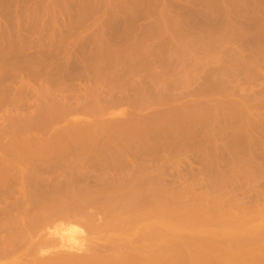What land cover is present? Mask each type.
I'll use <instances>...</instances> for the list:
<instances>
[{
	"label": "rangeland",
	"instance_id": "rangeland-1",
	"mask_svg": "<svg viewBox=\"0 0 264 264\" xmlns=\"http://www.w3.org/2000/svg\"><path fill=\"white\" fill-rule=\"evenodd\" d=\"M141 124L143 126L139 128ZM238 125L241 128L243 126V129ZM150 127H153L152 130ZM129 132L132 134L129 135ZM104 135L109 138L106 140ZM130 136L132 140L138 137L139 142L128 141L127 137ZM104 142L110 144L106 146ZM86 143L87 145H83ZM116 147L121 149L118 148L120 153L117 156L114 154L119 152ZM123 151L124 154L121 153ZM109 153L115 157V165L109 161ZM262 153L264 154V0H0V158H3L0 160V224L4 225L3 229L0 228V236L11 235L14 238L19 233V239L28 241L27 244L22 243V240L17 243L16 239L12 240L10 237L13 241L10 240V243L20 248L13 250H19L14 255L20 257L18 263L32 258L33 262L37 261L38 255L34 257L31 244H35V248L40 247L39 255L42 258L59 254L60 251H75L60 249L52 244L58 235L51 233L53 229H68L74 221L54 219L55 217L53 220H45L48 215L42 218L46 215L43 212L54 209L56 203L58 207L61 203L66 206V202L59 201L63 196H58L55 188H62L59 181L66 178L67 169L74 167L73 170L76 171L99 170V178L104 180V176L108 178L111 174L108 179L116 182L119 177L121 181L123 175H128V171L136 170V166L141 167V164L142 167L145 165L148 169L153 168L156 176L164 175L165 178L166 175V180L171 178L166 183L171 185L169 190L175 195L169 191V201L173 198V204L186 203L188 200L190 205L195 203L205 207L209 204L210 209L216 210V204L220 203L221 205L217 204L220 206L218 211H215L216 214L220 213L216 219L230 210L226 214L229 216L227 218L238 215V220L234 218L236 221H230L227 226L221 222L218 225L220 219L213 217L217 225L212 227L219 235L215 236V241L233 236L239 237L236 240L239 242L247 236L249 240L245 238L247 241L244 239L239 242L244 241L246 245H242L243 242L239 247L234 243L237 245L234 246L235 250L241 251L247 246L249 247L246 249L250 248L251 238L254 239L253 242L258 238L260 242L256 240L259 243L255 242L254 246H258L252 251L262 253ZM133 156L136 158L133 159ZM20 157L24 161L19 160ZM116 157L121 159L117 160ZM107 159L111 166L105 171L103 168H106ZM127 161L129 164L132 162L131 166ZM125 166L134 169H126ZM125 169L128 170L127 173ZM27 170L33 172L29 174ZM16 173H19L18 177ZM112 174L120 176L117 175V179ZM213 175L217 177L215 180L222 179L221 184L217 181L219 186L217 182H213ZM208 179L212 182H208ZM154 180L153 183L159 185L160 180ZM16 181L19 182L18 186ZM75 184L71 188L78 185ZM191 191L194 194L193 201H190ZM197 194L200 195L196 197ZM179 200L183 201L179 203ZM15 203H19V208L22 209L27 204L25 211L30 209V213L24 211L23 214ZM189 212L191 214L193 211ZM195 212L194 215L197 212L200 216L204 214V211L199 213L201 210ZM39 214L43 215L40 217ZM32 215L42 219L35 221ZM20 216L25 218V225L28 221L29 228L32 223V232L23 225L26 230L23 233L21 223L19 224ZM100 217L102 218L101 215L96 218ZM192 217L191 214L190 219ZM101 218L96 222L102 221ZM31 219L35 224L38 221L37 226L39 222H51L45 223L46 228L39 223L42 228L38 231ZM185 219L184 222H190ZM15 220L22 235L25 237L28 234L29 239L17 232ZM178 220L179 217L176 221L173 217L172 222L170 221V224L173 223L171 238L176 243L182 240L181 235L190 234L191 231L189 224L185 226V230L182 229L184 222L181 225ZM66 221L72 223L69 225ZM78 221L80 225L84 222L83 219ZM239 222L240 225L246 222L245 227L242 225L240 228ZM79 224L82 233H76L74 237L83 242V248L93 243V248L99 246L100 249H106L104 246L117 242L119 244L121 239L126 244L127 238H135L136 235L132 233L138 229L133 227L122 235L120 231L115 233L111 230L104 237L97 230L95 232L88 229L87 233L86 224L83 223L84 227ZM231 224L229 232L227 230ZM207 226L202 225V232L211 236L208 231L212 230L211 226ZM203 227L209 229L205 231ZM91 231L94 236L90 234ZM14 242L16 243L13 244ZM49 245L54 247L48 248ZM30 248L33 250L32 258L28 254ZM54 251L59 253L53 254ZM250 251L240 252L241 254L235 251V255L238 253V260L245 264L248 258H256ZM235 259L237 264V258ZM175 261L181 263L174 260L170 264Z\"/></svg>",
	"mask_w": 264,
	"mask_h": 264
},
{
	"label": "bare ground",
	"instance_id": "bare-ground-1",
	"mask_svg": "<svg viewBox=\"0 0 264 264\" xmlns=\"http://www.w3.org/2000/svg\"><path fill=\"white\" fill-rule=\"evenodd\" d=\"M155 124V123H154ZM256 124H258V123H256ZM119 125V124H118ZM122 125V124H121ZM243 125V124H242ZM259 125H260V123H259ZM123 126V125H122ZM122 126H120V128H121V131H122ZM134 126V125H133ZM132 126V127H133ZM137 126V125H136ZM141 126H143L142 124L140 125V127L139 128H141ZM244 126V125H243ZM243 126H242V128H241V126L239 127V125H238V127L239 128H241V129H243ZM263 126V125H262ZM124 127V126H123ZM146 127V126H145ZM247 127V126H246ZM249 127H250V125H249ZM249 127H247V128H249ZM120 128H118V129H120ZM127 128V127H126ZM143 128V127H142ZM151 128V127H150ZM153 128V127H152ZM152 128H151V130H152ZM237 128V127H236ZM258 128H261V127H259L258 126ZM117 128H116V130H118ZM250 129V128H249ZM82 130V129H81ZM115 130V131H116ZM149 130V129H148ZM148 130H147V132H148ZM151 130H150V132H151ZM235 130V129H234ZM233 130V131H234ZM237 130V129H236ZM248 130V129H247ZM90 131V130H89ZM95 131V130H94ZM114 131V130H113ZM120 131V130H119ZM137 131H138V129H137ZM136 131V132H137ZM140 131V130H139ZM77 132V131H76ZM84 132H87V131H84ZM117 132V131H116ZM115 132V133H116ZM125 132V131H124ZM127 132V131H126ZM125 132V133H126ZM135 132V131H134ZM235 132V131H234ZM242 132V131H241ZM244 132V131H243ZM73 133H75V132H73ZM119 133V132H118ZM121 133H123V132H121ZM128 133V132H127ZM130 133V132H129ZM141 133V132H140ZM143 133V132H142ZM145 133V132H144ZM236 133V132H235ZM77 134V133H76ZM90 134V133H89ZM93 134V133H92ZM117 134V133H116ZM132 134V132L129 134V135H131ZM88 135V134H87ZM106 135H107V133H106ZM110 135V134H109ZM120 135V134H119ZM126 135V134H125ZM124 135V136H125ZM139 135V134H138ZM143 135V134H142ZM74 136V135H73ZM93 136H95L94 134H93ZM105 136V135H104ZM123 135H122V137H124ZM127 136V135H126ZM132 136H134V135H132ZM234 136V135H233ZM96 137H97V135H96ZM117 137V136H116ZM119 137H121V135L119 136ZM139 137H141L140 139H142V136H139ZM239 137V136H238ZM78 138H79V135H78ZM90 138H91V136H90ZM106 138H109V136L107 137V136H105V139ZM115 138V137H114ZM118 138V137H117ZM128 139V141H131L132 139H130L131 138V136L130 137H127ZM133 138V137H132ZM137 138L138 137H136V140H137ZM234 138V137H233ZM232 138V139H233ZM236 138H237V136H236ZM241 138V137H240ZM76 139V138H75ZM112 139H113V136H112ZM84 140V139H83ZM100 141H101V139H99ZM103 140H104V138H103ZM107 140V139H106ZM124 140V139H123ZM135 140V139H134ZM134 140H132V141H134ZM135 140V141H136ZM146 140V139H145ZM234 140V139H233ZM78 141H79V139H78ZM88 141V140H87ZM90 141V140H89ZM98 141V140H97ZM105 141V140H104ZM109 141V140H108ZM115 141V140H114ZM114 141H113V143H114ZM117 141V140H116ZM125 141V140H124ZM138 141V140H137ZM77 142V141H76ZM106 142V141H105ZM104 142V143H105ZM139 142V141H138ZM137 142V143H138ZM145 142V141H144ZM75 143V142H74ZM80 143V142H79ZM88 143H90V142H88ZM101 143V142H100ZM109 144H110V142H108ZM107 143V144H108ZM112 143V144H113ZM130 143H132V142H130ZM141 143H142V141H141ZM140 143V144H141ZM147 143V142H146ZM91 144V143H90ZM90 144H88L89 146H90ZM97 144H98V142H97ZM103 144V143H102ZM106 144V143H105ZM104 144V145H105ZM107 144H106V146H107ZM125 144H126V142H125ZM139 144V143H138ZM83 145H87V143L86 144H83ZM114 145V144H113ZM116 145V144H115ZM114 145V146H115ZM134 145V144H133ZM91 146L93 147V145L91 144ZM95 146H97V145H94V147ZM103 146V145H102ZM104 147V146H103ZM110 147H111V145H110ZM134 147H135V145H134ZM117 148V147H116ZM119 148V147H118ZM117 148V150L116 151H119V149ZM122 148V147H121ZM131 148V147H130ZM50 149V148H49ZM102 150V149H101ZM121 150V149H120ZM124 150V149H123ZM136 150V149H135ZM43 151H45V150H43ZM51 151V150H50ZM49 151V152H50ZM97 152V151H96ZM95 152V153H96ZM102 152V151H101ZM114 152H115V150H114ZM37 153V152H36ZM95 153H94V155H95ZM106 153H108V152H106ZM119 153H120V151L119 152H116V153H114L116 156L117 155H119ZM121 153H123L124 154V151L123 152H121ZM22 154V153H21ZM20 154V155H21ZM111 154L112 153H109V156H108V154H107V157H110L111 156ZM127 154V153H126ZM125 154V155H126ZM263 154V153H262ZM6 155V154H5ZM19 155V156H20ZM90 155V154H89ZM128 155V154H127ZM137 155V154H136ZM142 155V154H141ZM141 155H140V157H141ZM148 155V154H147ZM147 155H146V157H147ZM233 155V154H232ZM264 155V154H263ZM262 155V157H264ZM11 156V155H10ZM15 156V155H14ZM25 156V155H24ZM104 156V155H103ZM143 156H145L144 154H143ZM153 156H155V155H153ZM260 156V155H259ZM0 157H2V156H0ZM4 157H6V156H4ZM21 157H22V155H21ZM20 157V158H21ZM31 157V156H30ZM86 157H88V156H86ZM91 157V156H90ZM89 157V158H90ZM163 157V156H162ZM161 157V158H162ZM229 157H232V156H230L229 155ZM17 159H18V155H17V157H16ZM19 158V160H23L22 158H24V157H22L21 159ZM27 158H29L28 156H27ZM117 158V157H116ZM119 158V157H118ZM117 158V160H119V159H121V158H119L118 159ZM133 159L134 158H136V157H132ZM139 158V157H138ZM151 158V157H150ZM223 158V157H222ZM233 158V157H232ZM231 158V160H233ZM3 159V158H2ZM1 158H0V160H2ZM85 159V158H84ZM96 159V158H95ZM99 159V158H98ZM101 159H102V157H101ZM123 159V158H122ZM163 159H164V157H163ZM227 159V158H226ZM100 160V159H99ZM104 160V159H103ZM102 160V161H103ZM116 159H115V157L113 158L112 156H111V158H109V161H112V162H114ZM123 160H125V158L123 159ZM130 160H132V159H130ZM143 160H145V158L143 159ZM149 160H151V159H149ZM160 160V159H159ZM159 160H158V162H159ZM165 160V159H164ZM221 160V159H220ZM228 160V159H227ZM230 160V159H229ZM253 160H254V158H253ZM264 160V159H263ZM24 161V160H23ZM25 161H26V159H25ZM61 161V160H60ZM84 161H86V160H84ZM97 161V160H96ZM109 161H108V159L106 160V162H107V164H105V163H103V165L105 164V167L106 168H103V170H105L106 171V169H108L111 165H109ZM146 162H147V159L145 160ZM144 161V162H145ZM154 161V160H153ZM155 161H157V159L155 160ZM160 161H162V160H160ZM222 161V160H221ZM224 161H225V159H224ZM223 161V162H224ZM256 161V160H255ZM254 161V162H255ZM3 162V161H2ZM15 162H16V160H15ZM28 162V161H27ZM89 162V161H88ZM112 162H110V163H112ZM126 162V161H125ZM143 162V161H142ZM167 162V161H166ZM229 162V161H228ZM253 162V163H254ZM261 162H263V161H261ZM10 163V162H9ZM20 163V162H19ZM18 163V164H19ZM85 163V162H84ZM100 163H101V160H100ZM119 163V162H118ZM120 163H122V162H120ZM127 163H128V161H127ZM132 163V162H131ZM130 163V164H131ZM252 163V162H251ZM257 164H258V162H256ZM23 164V163H22ZM86 164V163H85ZM88 165H89V163H87ZM116 163L114 162L113 163V165H115ZM129 164V163H128ZM129 164V165H130ZM140 164V163H139ZM247 164H250L249 162H247ZM255 164V163H254ZM262 163H260V165H261ZM264 164V163H263ZM263 164H262V166H263ZM9 165V164H8ZM123 165V164H122ZM163 165V164H162ZM161 165V166H162ZM250 165H252V164H250ZM249 165V166H250ZM259 165V166H260ZM6 166V165H5ZM23 166H25V165H23ZM101 166H102V164H101ZM119 166V165H118ZM131 166V165H130ZM150 166V165H149ZM163 166H165V165H163ZM4 167V166H3ZM2 167V168H3ZM11 167V166H10ZM25 167H27V166H25ZM30 166H28V168H29ZM98 167V166H97ZM124 167V166H123ZM126 167V169L129 167H127V166H125ZM155 167V166H154ZM255 167V166H254ZM253 167V168H254ZM32 168V167H31ZM35 168V167H34ZM76 168V167H75ZM79 168V167H78ZM119 168V167H118ZM130 169L131 168H133V167H129ZM128 168V169H129ZM164 168V167H163ZM165 168H168L167 166L165 167ZM263 168V167H262ZM20 169V168H19ZM67 169V168H66ZM73 169H74V167H73ZM72 168H70L69 170L67 169V171L65 172L66 173V178L65 179H63V180H60L59 181V183H61L60 184V186L63 188V190L64 191H62V188H60V190H59V188L58 187H56L55 189H56V191H55V193H58L59 195L58 196H60L61 197V195L63 196V197H61L62 198V200H60V198H59V201L61 202H66L65 203V205L66 206H64V204H59L60 206H63L62 208L59 206H57L58 204L56 203L55 205V208L54 209H51V210H46L45 212H43V214H46L45 216H42V218L44 217H47V215H48V217L47 218H45V220L46 219H52L53 220V218L54 219H63L64 218V220H66L67 219V221L69 220V221H74L73 223L74 224H76V225H72L71 227H69L68 226V229H53V231L51 232V233H53V234H57L58 235V238L56 239V241H54V242H52V244H54L55 246H58L60 249L61 248H66V250H75L76 251V253H75V251H69L70 253H67V252H62L61 253V251H60V253L59 252H57V253H59V254H56V255H52L51 256V254H50V256L48 257V256H45L44 258H42V255L40 254L39 255V253H40V251H41V249H40V247L39 246H37V247H39L38 248V250H39V252H37V247L35 248V244H34V246L31 244V246L33 247L32 249L34 250V254H33V250L30 248L29 249V251L30 252H28V254L29 255H31V258H32V256L34 255V257H35V255H36V257H37V255H38V259L36 258V262H33L34 260H33V258L31 259V260H26L24 257H23V259H25V261H23V263H18V259L20 258L19 256H14L18 251H13V250H15L14 248H16V247H18L17 245H12V243H10L12 240H15L16 239V242L18 243V242H20L22 239H19V237H17V236H19L20 234L19 233H17V235H15L14 236V238L10 235V234H7V235H10L9 237H1L0 236V264H170L172 261H174V260H178V261H180L181 263L180 264H184V263H186V264H236L234 261H236V259L235 258H237V264H244V261L243 262H241L242 260H238V256H240L239 254H241L242 252H244V251H249V250H251L252 251V249L253 248H257V246L255 245L254 246V243L255 242H257L256 240H259V242H260V239H256L255 238V242H253L254 241V239L253 238H251L252 240V242L250 243L249 241H248V243H250V244H252V245H250V248H248V249H246L247 247H249V246H247L246 248L245 247H243V248H245V249H241V251L240 250H235V247L238 245H240V246H242V245H244L246 242H242V243H239V242H241L242 240H244L245 238H247V236L245 237V238H241L242 240L241 241H239V242H236V240H239V237L237 238V237H233V236H227V237H229V238H227V237H225L224 238V240L222 239V238H220V240L221 241H219V239H218V241L216 240H214V239H216V235H218V232H217V230L215 231V229L212 227V226H214V225H219L220 224V222H221V224L222 223H225L224 225H228L227 223H229L230 221H236V220H238V215L237 216H231L230 218H227V217H229V216H227L228 215V213H230L231 212V210H230V212L228 211V213L226 212V214L223 212V214L221 215V216H219V217H221V218H218L217 217V219H216V216L218 215V214H220V213H218V214H216V210L218 211V209H219V205H221L220 203H217V204H219V205H217L216 204V207H218V209H214V208H211L210 209V207L207 205V206H205V207H203V205L201 206H199L198 204H196L195 205V203H194V205H193V203H191L192 205H190L189 204V202H187L186 201V203H180V201H183V200H179V203L180 204H178V205H175V204H173V202H174V199L172 198L171 200L173 201H169V187H171V185L169 186L167 183H166V181H168V180H170V179H168V180H166V175H165V178H164V175H154V173L153 172H155V170L153 169V168H151L150 169V167H149V169L147 168V167H145V165H143V167H142V164H141V167L140 166H136V170H134L133 172H131L132 170H130V171H128V170H126V173H127V171H128V175H123V179H121V181L119 180L120 179V174L122 173L121 171V173L120 174H117V175H119L118 177H119V179L117 178V175H115V174H112V176L114 177V176H116V178L118 179L116 182L114 181V179L113 180H109L108 178H109V176L111 175V174H109L107 177L108 178H106V176H104L105 177V179H104V177H103V179L104 180H102L101 179V177L99 178V176H100V173H97L99 170H97V172L95 171H76V170H73ZM83 169V168H82ZM81 169V170H82ZM112 168H110V170H111ZM115 169H117V168H115ZM120 169V168H119ZM122 169V168H121ZM120 169V170H121ZM124 169V168H123ZM134 169V168H133ZM148 169V170H147ZM157 169V168H156ZM160 169V168H159ZM256 168H254V170H255ZM261 169V168H260ZM25 170H26V168H25ZM30 170V169H29ZM42 170H43V168H42ZM89 170V169H88ZM103 170H101V173L103 172ZM109 170V169H108ZM125 170L123 171V172H125ZM9 171V170H8ZM14 171V170H13ZM28 171V170H27ZM32 171V170H31ZM30 171V172H31ZM37 171V170H36ZM36 171L34 172V173H36ZM46 171H47V169H46ZM112 171V170H111ZM114 171V170H113ZM164 171V170H163ZM169 171V170H168ZM256 171V170H255ZM259 171V170H258ZM3 172V171H2ZM15 172V171H14ZM16 172H18V171H16ZM29 172V171H28ZM30 172H29V174H30ZM33 172V171H32ZM37 172H39V171H37ZM41 172V171H40ZM44 172V171H43ZM49 172V171H48ZM115 172H116V170H115ZM129 172H131V173H129ZM158 172V171H157ZM172 172V171H171ZM1 173V172H0ZM7 173V172H6ZM9 173V172H8ZM11 173H13V172H11ZM27 173V172H26ZM47 173V172H46ZM63 173V172H62ZM64 173V174H65ZM105 173V172H104ZM118 173V172H117ZM161 173H162V170H161ZM160 173V174H161ZM166 173H167V171H166ZM2 174V173H1ZM17 174V173H16ZM19 174V173H18ZM18 174H17V177H18ZM23 174V173H22ZM164 174H165V172H164ZM171 174H173V173H171ZM24 175V174H23ZM33 175V174H32ZM35 175V174H34ZM33 175V176H34ZM37 175V174H36ZM39 175V174H38ZM41 175H43L42 173H41ZM40 175V176H41ZM57 175V174H56ZM122 175V174H121ZM192 175V174H191ZM194 175V174H193ZM4 176V175H3ZM14 176V175H13ZM20 176H21V174H20ZM46 176H48V175H46ZM50 176H52V175H50ZM57 176H59V175H57ZM64 176V175H63ZM103 176V175H102ZM124 176H125V178H124ZM171 176V175H170ZM177 176V175H176ZM233 176V175H232ZM6 177V176H5ZM12 177V176H11ZM22 178H23V176H21ZM38 177V176H37ZM65 177V176H64ZM94 177V178H93ZM112 177V178H113ZM174 177V176H173ZM211 178H212V176H210ZM209 177V178H210ZM231 177V176H230ZM234 177V176H233ZM232 177V178H233ZM238 177H240V176H238ZM9 178V177H8ZM14 178V177H13ZM13 178H12V180H13ZM20 178V177H19ZM57 178V177H56ZM111 178V177H110ZM159 178V179H158ZM180 178V177H179ZM181 178H182V176H181ZM217 177L215 176V175H213V179L215 180ZM21 179V178H20ZM26 179V178H25ZM32 179V178H31ZM48 179V178H47ZM50 179H51V177H50ZM52 179H53V177H52ZM58 179V178H57ZM154 179H156V181H158V180H160L158 183H159V185L158 184H155V183H153L155 180ZM158 179V180H157ZM178 179V178H177ZM230 180H231V178H229ZM11 180V179H10ZM35 180V179H34ZM42 180V179H41ZM176 180V179H175ZM14 181V180H13ZM18 181H19V179H18ZM38 181H40V180H38ZM53 181V180H52ZM62 181V182H61ZM219 182L220 184L223 182L222 181V179L219 181V179H217V180H215V181H213V182ZM17 182V181H16ZM49 183H50V181H48ZM48 182H46L47 184H48ZM208 182H212V181H210L209 179H208ZM217 182V183H218ZM229 182V181H228ZM2 183V182H1ZM19 182H17L16 183V186H18L17 184H18ZM78 184L77 186L79 187V188H76L77 186H75L74 187V189L73 188H71V186L72 185H74V184ZM217 183H215V184H217ZM219 183L217 184L218 186H219ZM3 184H4V182H3ZM2 184V185H3ZM28 184V183H27ZM30 184V183H29ZM35 184V183H34ZM43 184V183H42ZM41 184V185H42ZM46 184V185H47ZM75 184V185H76ZM110 184H113L111 187H108V186H110ZM13 185H15V184H13ZM65 185V186H64ZM24 186V185H23ZM26 186V185H25ZM35 186H37V185H35ZM208 186H209V183H208ZM211 186H213V188H214V185L212 184ZM4 187V189H5V186H3ZM52 187V186H51ZM176 187V186H175ZM190 187V186H189ZM2 188V187H1ZM30 188H31V186H30ZM43 188V187H42ZM172 188V187H171ZM170 188V189H171ZM191 188H192V186H191ZM217 188V187H216ZM58 189V190H57ZM175 189V188H174ZM177 189V188H176ZM186 189V188H185ZM187 189H188V187H187ZM23 190V189H22ZM22 190H20L21 192H22ZM31 190V189H30ZM39 190V189H38ZM42 190V189H41ZM52 190H53V188H52ZM34 191H37L36 189H34ZM43 191V190H42ZM41 191V192H42ZM186 191V190H185ZM185 191H184V193H185ZM188 191H189V189H188ZM173 192H174V190H173ZM180 192V191H179ZM19 193V192H18ZM25 193V192H24ZM45 193H46V191H45ZM54 193V194H55ZM170 193H172L171 191H170ZM178 193V192H177ZM182 193V192H181ZM21 194V193H20ZM35 194H37V193H35ZM42 194V193H41ZM44 194V193H43ZM173 194V193H172ZM176 194V193H175ZM187 194V193H186ZM191 194H192V191H191ZM10 195V194H9ZM32 195V194H31ZM45 195V194H44ZM43 195V196H44ZM174 195V194H173ZM177 195V194H176ZM181 195V194H180ZM190 195V194H189ZM188 195V196H189ZM193 195L194 194H192V197H191V195H190V197H191V199L193 198ZM200 195V194H199ZM198 194L197 195H195L196 197L197 196H199ZM26 196H28V195H26ZM33 196V195H32ZM45 196H47V194L45 195ZM172 196V195H171ZM175 196V195H174ZM173 196V197H174ZM178 196V195H177ZM194 196V198H196ZM12 197H14V196H12ZM16 197V196H15ZM29 197V196H28ZM27 197V198H28ZM34 197V196H33ZM41 197H42V195H41ZM179 197V196H178ZM182 197V196H181ZM180 197V198H181ZM3 198H4V196H3ZM8 198V197H7ZM32 198V197H31ZM34 198H37V197H34ZM33 198V199H34ZM200 198V197H199ZM5 199V198H4ZM16 199V198H15ZM40 199V198H39ZM47 199V198H46ZM63 199H65V200H63ZM179 199V198H178ZM203 198L201 197V200H202ZM208 199V198H207ZM17 200H18V198H17ZM30 200V199H29ZM32 200V199H31ZM54 200H55V198H54ZM197 200V199H196ZM209 200V199H208ZM1 202H2V200H0ZM36 201V200H35ZM40 201H42V199L40 200ZM190 201H193V199L192 200H190ZM195 201V200H194ZM204 201H205V198H204ZM0 202V203H1ZM4 202V201H3ZM14 202H15V200H14ZM48 201L46 200V203H47ZM170 202H172V205L170 204ZM177 202H178V200H177ZM199 202V201H198ZM21 203V202H20ZM25 203H27V202H25ZM34 203V202H33ZM200 203V202H199ZM202 204H203V202H201ZM200 203V204H201ZM209 203V202H208ZM30 204H32L31 203V201H30ZM50 204V203H49ZM215 204V203H214ZM9 205V204H8ZM7 205V207H9ZM23 205V204H22ZM29 205V204H28ZM35 205V204H34ZM39 205V204H38ZM211 205V204H210ZM15 206L17 207L18 206V208H19V203H18V205H16V203H15ZM26 206H27V204H26ZM25 205H23V209H22V207L21 208H19V210H20V212H21V209H22V211H23V214H25V212H27L28 210H30V209H28L27 211H25L28 207H26ZM36 206V205H35ZM15 207V208H16ZM38 207V206H37ZM36 207V208H37ZM43 209H44V207L43 206H41ZM207 207V208H206ZM227 207V206H226ZM18 208H16V209H18ZM30 208V207H29ZM57 208H61V209H57ZM223 208V207H222ZM8 209H11V208H8ZM38 209H40V207L38 208ZM47 209V208H46ZM203 209H206V210H203ZM228 209H231L230 207L228 208ZM45 210V209H44ZM177 210H180V211H177ZM183 210H185V212H182ZM193 211V212H191V214H192V216L194 217H192L191 219H190V217H191V214H190V212L189 211ZM198 211V210H201V212H199V213H202V211H204L203 213L204 214H201V216L200 215H198V212H197V215H198V218H197V215H194V213H196L195 211ZM226 210V209H225ZM10 211V210H9ZM25 211V212H24ZM51 211V212H50ZM205 211H207V212H209V213H207V212H205ZM211 211V212H210ZM2 212H3V210H2ZM29 212V211H28ZM53 212V213H52ZM175 212H177V213H175ZM178 212H180V214L178 213ZM16 213H18V212H16ZM30 213V212H29ZM40 213V212H39ZM49 213H52L51 215H49ZM210 213H212L211 215H208V214H210ZM3 214V213H2ZM4 214H6V213H4ZM12 214V213H11ZM18 214H20V213H18ZM22 214V213H21ZM22 214V215H23ZM43 214H41V215H43ZM213 214H216V215H213ZM233 214V213H232ZM40 215V214H39ZM38 215V216H39ZM41 215H40V217H41ZM99 215H101L102 216V218H101V220L102 221H100V222H96V220H100V218H96L97 216L99 217ZM175 215V216H174ZM223 215H225V216H223ZM8 216V215H7ZM13 216V215H12ZM18 216V215H17ZM25 216V215H24ZM33 216V215H32ZM177 216V217H176ZM2 217V216H1ZM19 217V216H18ZM21 217V216H20ZM27 217V216H26ZM31 217V216H30ZM29 217V218H30ZM34 217V216H33ZM32 217V218H33ZM37 217V216H36ZM40 217H37V218H35L34 217V219H35V221H36V219L38 220V221H40V219H42V218H40ZM173 217L175 218V221H176V219H178V217H179V223H181V225H182V222H184L186 219L185 218H187V219H189L188 221H190V222H192V223H190V222H184L183 224V226L181 227V225H180V227L182 228V229H184L185 230V226L186 225H190V227L188 226V228L189 229H191V231H190V234H188V233H186L185 235H181L182 236V238H181V236L179 237V238H181L182 240L179 242V243H176V240H172V235H171V233H170V229H171V225L173 224V223H171L170 224V221L172 222V219H173ZM180 217H181V219H180ZM213 217H215V219L216 220H219L218 222L219 223H217L216 222V220H214V218ZM3 218V217H2ZM1 218V219H2ZM40 218V219H39ZM172 218V219H171ZM236 220H235V219ZM21 219V221L19 222V224L21 223V229L23 228V225H25V218H20ZM19 219V220H20ZM48 219V220H49ZM50 219V220H51ZM79 219H83V221L84 222H82L81 224L82 225H80L79 224ZM185 219V220H184ZM3 220V219H2ZM7 220V219H6ZM12 220V219H11ZM14 220V219H13ZM30 220V219H29ZM32 220V222L34 223V225H35V230L37 229V227H38V231L42 228V226L44 225V228H46V224H49L50 222L47 220V222H45L44 223V221H43V223L44 224H42V222H39L42 226H41V228L39 227L40 225H39V223H38V226L36 225L37 224V222H36V224H35V222L33 221V219H31ZM44 220V219H43ZM183 220V221H182ZM16 221V220H15ZM27 221V220H26ZM42 221V220H41ZM66 221V222H67ZM68 221V222H69ZM75 221H77L76 223H75ZM181 221V222H180ZM187 221V220H186ZM2 222V221H1ZM6 222V221H5ZM8 222V221H7ZM12 222V221H11ZM67 222V224H71V223H68ZM247 222V221H246ZM246 222H244V224L242 223V225H243V227H245V223ZM31 223V222H30ZM29 223V224H30ZM83 223H85L86 224V226L88 227L87 228V233H89L88 231V229H91V230H93V231H95V232H97L98 231V233H103L104 235V237H106V234H108V232H110L111 230L112 231H115V233L116 232H118V231H120L121 232V235L125 232V233H127V231H129V230H131L133 227L134 228H138L137 230H134V232L132 233L133 235H136L135 236V238L133 237V239H130V238H127L128 240H126V244H125V242L121 239V243H120V241H119V244H118V242L116 243V244H107L106 245V247L104 246V245H100V246H104V248H106V249H100L99 248V246H98V248L97 247H94L93 248V243L92 244H90V245H88V246H90V248H88V246H85V248H83L82 246V243H81V240H79V238L78 239H76L75 237H74V235L76 234V233H78V234H80V233H82V230L80 231V227H78V224H79V226H83L84 227V225L85 224H83ZM186 223V224H185ZM215 223H217V224H215ZM231 223V222H230ZM240 223L241 222H239V225H240ZM16 224V225H15ZM15 227L17 226V221L15 222ZM19 224H18V226H19ZM248 224V223H247ZM246 224V225H247ZM1 225V227L0 228H2L3 229V226H2V224H0ZM11 225V224H10ZM14 225H12L13 227H14ZM28 225V221H27V224L25 225V226H27ZM32 225V223L30 224V228H32V227H34V226H31ZM202 225H204V226H211V229L212 230H208L209 228H206L208 231H209V233H211L212 235L211 236H208V235H205V234H203V232H202ZM223 225V226H224ZM237 225V224H236ZM242 225H240L239 227L241 228V226ZM18 226H17V229H18ZM174 226V225H173ZM172 226V227H173ZM192 226V227H191ZM207 226V227H208ZM225 226V227H226ZM230 226V227H229ZM228 226V230L227 231H229L230 229H232L231 227H232V224L231 225H229ZM11 227V226H10ZM12 227V228H13ZM180 227H179V229H180ZM184 227V228H183ZM234 227V226H233ZM8 228V227H7ZM11 228V229H12ZM27 228L29 229V232H32V231H30V230H33V229H30L29 228V226H27ZM40 228V229H39ZM86 228V227H85ZM176 228V227H175ZM174 228V229H175ZM188 228H186V229H188ZM192 228H195L194 230L192 229ZM205 227H203V229H204ZM25 229V227L22 229L23 230V233H24V231H26V230H24ZM95 229V230H94ZM177 229V228H176ZM206 229H204L205 231H206ZM227 229V228H226ZM234 229V228H233ZM1 230V229H0ZM86 230V229H85ZM97 230V231H96ZM2 231V230H1ZM8 231V230H7ZM7 231H5V232H7ZM38 231H36V233L38 232ZM93 231H91L90 232V234L91 233H93ZM123 231V232H122ZM175 231V230H174ZM10 232V231H9ZM17 232H20V229H18L17 230ZM22 232V231H21ZM20 232V233H21ZM230 232V231H229ZM228 232V233H229ZM124 233V234H125ZM220 233V232H219ZM12 234V233H11ZM19 234V235H18ZM27 234V232L25 233V235ZM221 235H222V232L220 233ZM21 235H22V233H21ZM28 235V234H27ZM27 235L25 236V237H27ZM33 236L35 235V233L34 234H32ZM91 235H93V234H91ZM102 235V234H101ZM119 235H120V233H119ZM118 235V236H119ZM133 235H131V236H133ZM220 235V236H221ZM224 235V234H223ZM23 237H24V234L22 235ZM22 236H21V238H22ZM32 236V237H33ZM94 236V235H93ZM97 236V235H96ZM95 236V237H96ZM129 236H130V234H129ZM179 236V235H178ZM219 236V235H218ZM217 236V237H218ZM263 236V235H262ZM10 237H12V238H10ZM16 237V238H15ZM24 237V238H25ZM100 237V239H101V236H99ZM98 237V238H99ZM110 237V236H109ZM177 237V236H176ZM255 237V236H254ZM260 237V236H259ZM17 238H18V240L19 241H17ZM97 238V237H96ZM95 238V239H96ZM262 238V237H261ZM12 239V240H11ZM25 239H29L28 237L27 238H25ZM117 239V238H116ZM116 239H114V241L116 242ZM175 239V238H174ZM248 240H249V237L247 238ZM264 239V238H263ZM261 240V241H263V243H264V240ZM11 240V241H10ZM83 240H84V238H83ZM119 240V238L117 239V241ZM246 240V239H245ZM87 241V240H86ZM92 241V240H91ZM173 241H175V243H173ZM178 241V240H177ZM247 241V240H246ZM13 242V241H12ZM16 242H14L13 244H15ZM22 243L24 242V240H22L21 241ZM105 242H106V239H105ZM259 242H257V243H259ZM8 243H9V245H12V246H9L8 245ZM24 243H28V241H26V242H24ZM89 243H91L90 241H89ZM234 243H236L237 245L235 246V244ZM239 243V244H238ZM262 243V245L264 246V244ZM25 244V245H26ZM48 244H51V243H48ZM85 244H87V243H85ZM97 244V243H96ZM242 244V245H241ZM247 244V243H246ZM245 244V245H246ZM20 245H21V243H20ZM24 244L22 245V246H24V247H26ZM54 245H52V246H48V248H52V247H54ZM99 245V244H98ZM260 246L261 248H264L263 246ZM15 246V247H14ZM91 246H92V248H91ZM96 246V245H95ZM107 246H108V248H107ZM235 246V247H234ZM239 246V247H240ZM21 247V246H20ZM175 247H177V248H175ZM260 247H259V249H260ZM13 248V249H12ZM19 248V247H18ZM238 248V247H237ZM20 249V248H19ZM55 249H57V248H55ZM108 249V250H107ZM17 250V249H16ZM21 250H22V247H21ZM32 250V251H31ZM35 250H36V252H35ZM63 250V249H62ZM242 250H244V251H242ZM253 250H256V249H253ZM262 250V249H261ZM239 252V254L237 253V255H235V253L236 252ZM250 251V252H251ZM257 251H259V250H257ZM55 251L54 252H52L53 254L54 253H56ZM73 252V253H72ZM241 252V253H240ZM249 252V253H250ZM253 252V254L255 255V257L256 258H253V259H251V260H249L250 258H252V257H250V258H248L247 260H245V261H247L246 263L247 264H264V249L262 250V253L260 252V254L258 255V253L259 252H256V251H252ZM251 252V253H252ZM35 253H38V254H35ZM233 253H234V255H233ZM250 253V254H251ZM28 254H26L27 256H28ZM33 254V255H32ZM220 254V255H219ZM256 254H257V256H259L258 258H257V256H256ZM22 255V254H21ZM49 255V254H48ZM252 255V254H251ZM254 255H252V256H254ZM235 256V257H234ZM237 256V257H236ZM250 256V255H249ZM39 258H41V259H39ZM177 258V259H176ZM179 258H180V260H179ZM233 258H234V260H233ZM35 259V258H34ZM174 259V260H173ZM223 259H225L226 261H224ZM255 259H258V260H255ZM221 260H223L222 262H221ZM233 260V261H232ZM231 261L233 262V263H231ZM238 261H239V263H238ZM250 261V262H249ZM252 261V262H251ZM221 262V263H220ZM249 262V263H248ZM176 263V261L174 262V264ZM245 263V264H246ZM173 264V263H172ZM176 264H179V262L178 263H176Z\"/></svg>",
	"mask_w": 264,
	"mask_h": 264
}]
</instances>
